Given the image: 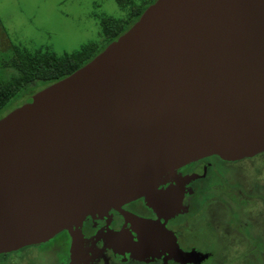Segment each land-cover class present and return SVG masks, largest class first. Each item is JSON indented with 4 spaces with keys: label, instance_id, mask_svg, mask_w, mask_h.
I'll use <instances>...</instances> for the list:
<instances>
[{
    "label": "water",
    "instance_id": "water-1",
    "mask_svg": "<svg viewBox=\"0 0 264 264\" xmlns=\"http://www.w3.org/2000/svg\"><path fill=\"white\" fill-rule=\"evenodd\" d=\"M260 152L264 0H155L0 117V253L138 197L164 207L159 185L185 163Z\"/></svg>",
    "mask_w": 264,
    "mask_h": 264
},
{
    "label": "flooded vegetation",
    "instance_id": "flooded-vegetation-1",
    "mask_svg": "<svg viewBox=\"0 0 264 264\" xmlns=\"http://www.w3.org/2000/svg\"><path fill=\"white\" fill-rule=\"evenodd\" d=\"M159 190L169 193L166 207L143 196L126 201L86 216L72 231L0 253V264L30 251L49 264H264V152L198 158ZM174 237L196 253L173 256Z\"/></svg>",
    "mask_w": 264,
    "mask_h": 264
},
{
    "label": "rangeland",
    "instance_id": "rangeland-1",
    "mask_svg": "<svg viewBox=\"0 0 264 264\" xmlns=\"http://www.w3.org/2000/svg\"><path fill=\"white\" fill-rule=\"evenodd\" d=\"M155 0H0V81L15 74L11 66L16 49L33 54L37 50L63 57L87 45L95 53L108 39L103 21L122 19L131 23ZM40 82L28 86L0 111V117L40 90ZM45 258L21 252L9 264H49ZM38 261V262H36Z\"/></svg>",
    "mask_w": 264,
    "mask_h": 264
},
{
    "label": "trees",
    "instance_id": "trees-1",
    "mask_svg": "<svg viewBox=\"0 0 264 264\" xmlns=\"http://www.w3.org/2000/svg\"><path fill=\"white\" fill-rule=\"evenodd\" d=\"M140 15L139 12L135 20L129 24L122 19H105L103 29L108 43L125 32ZM100 51L95 53L93 45H87L76 54L60 57L50 51L37 50L31 54L19 48L16 49L15 57L11 63L16 72L10 79L0 81V111L16 99L28 86H34V82L41 83L38 86L40 89L74 72Z\"/></svg>",
    "mask_w": 264,
    "mask_h": 264
}]
</instances>
